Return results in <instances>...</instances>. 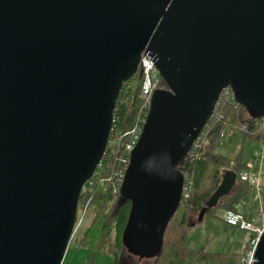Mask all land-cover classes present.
Masks as SVG:
<instances>
[{
  "label": "water",
  "instance_id": "obj_1",
  "mask_svg": "<svg viewBox=\"0 0 264 264\" xmlns=\"http://www.w3.org/2000/svg\"><path fill=\"white\" fill-rule=\"evenodd\" d=\"M144 53L168 89L153 96L120 193L132 203L126 246L154 257L182 204L176 167L221 92L264 118V0H0V264H63Z\"/></svg>",
  "mask_w": 264,
  "mask_h": 264
},
{
  "label": "trees",
  "instance_id": "obj_2",
  "mask_svg": "<svg viewBox=\"0 0 264 264\" xmlns=\"http://www.w3.org/2000/svg\"><path fill=\"white\" fill-rule=\"evenodd\" d=\"M143 80L139 71L121 89L114 111V128L117 129L119 136L127 133L135 121L141 104ZM159 89H168L162 78ZM227 130L241 133L245 141L254 140L261 143L264 141V118L256 117L249 108L234 104L229 99H226L222 105L221 117H211L195 142L192 149L193 156H188L176 167L192 177L193 190L189 199L181 204L169 223L163 237L161 251L157 256L141 257L131 252L126 246L123 237L132 203L124 199L121 193L117 195L98 193L92 201L95 211L91 223L82 235L75 239H80L79 244L95 254L111 255L114 264L226 263L230 257L238 256L211 253L203 247L191 249L187 245L189 225L198 222L201 212L206 208H208L206 215L222 218L227 213H237V207L243 203V214L251 221L249 214L257 200V193L253 186L240 179L241 173L249 171L248 165L243 161V152L240 151L234 156H225L219 151V145L223 141L221 136L225 134L226 137ZM113 136L112 132L111 141ZM122 151L121 147L113 148L109 145L102 158V166L98 167L94 176L101 169H104L105 174L108 175L116 169L122 157ZM230 173H234L236 179L232 182V188L228 190L225 189L228 185L224 187V182ZM222 189L223 192L220 193ZM217 195V200L209 207ZM262 199V208L257 212L256 224L264 221V194Z\"/></svg>",
  "mask_w": 264,
  "mask_h": 264
},
{
  "label": "built area",
  "instance_id": "obj_3",
  "mask_svg": "<svg viewBox=\"0 0 264 264\" xmlns=\"http://www.w3.org/2000/svg\"><path fill=\"white\" fill-rule=\"evenodd\" d=\"M139 71L144 80L140 94L141 104L138 108L135 121L127 133L119 136V133L116 132L117 129L114 128L115 120L113 119L111 133L113 132L114 136L112 141L109 139L108 143V146L111 145L113 148L121 147L123 149L122 157L116 169H114L109 175L105 174L104 169H101V171H99L96 176L93 175V177L84 185L81 193L82 198L80 196L78 204L77 217L71 241L80 237L83 231L89 226L86 225L90 219L92 220V216L95 211L92 201L98 193H111L113 195H117L121 192V187L131 162L132 152L140 141L144 125L151 109L153 96L155 92L159 90V85L162 78L159 70L157 69L155 60L146 53H144L141 57ZM223 91V94H220L217 100L214 112L211 117H221V108L226 99H229L233 101L234 104L239 105L235 99L234 92L231 87H227ZM221 138L224 139L225 134H223ZM261 144L264 148V141L261 142ZM192 149L188 154L190 157L193 156ZM254 163L255 164L252 165H257L259 172H243L240 174V179L241 181L253 186L256 190L257 196L259 197L261 196L264 189V157L261 159V161L256 160ZM99 166H102L101 162L99 163L98 167ZM184 176L185 181L183 186L182 203L189 199L193 190L192 177L187 174H184ZM243 205L244 204L241 203L237 207V213H227L225 215V219L228 225L250 233V238L246 245L245 252L241 255L239 261L236 264H256L257 250L264 235V222L256 224L254 221H249L246 219L243 214Z\"/></svg>",
  "mask_w": 264,
  "mask_h": 264
},
{
  "label": "rangeland",
  "instance_id": "obj_4",
  "mask_svg": "<svg viewBox=\"0 0 264 264\" xmlns=\"http://www.w3.org/2000/svg\"><path fill=\"white\" fill-rule=\"evenodd\" d=\"M219 151L225 156H234L242 151L243 161L248 166L255 164L256 160L261 161L264 157V148L260 142L254 140L245 141L241 133L231 130L226 131V137L219 145ZM255 167L258 166L255 165ZM261 199V196H257V200L253 205V213L250 215L251 219L257 218L256 214L261 209ZM220 219V216L215 217L208 214L202 224L193 227L187 235L188 247L191 249L203 247L207 251L212 248L229 253L243 254L249 241L250 233L223 226ZM90 223L91 219L86 226L90 225ZM79 240L75 239L70 242L63 264H114V259L111 255L105 253L95 254L83 248L79 244Z\"/></svg>",
  "mask_w": 264,
  "mask_h": 264
},
{
  "label": "crops",
  "instance_id": "obj_5",
  "mask_svg": "<svg viewBox=\"0 0 264 264\" xmlns=\"http://www.w3.org/2000/svg\"><path fill=\"white\" fill-rule=\"evenodd\" d=\"M249 167V171H246V172H252V173H258L259 171V168L258 167H255V165H252V166H248ZM256 168V169H255ZM256 171V172H255ZM263 194H264V189H263V192H262V194H261V198L263 197ZM262 200L263 199H261V208H262ZM253 213V207H252V211L250 212V214H249V219L251 220V221H254L255 222V220L257 219V218H255V219H251L250 218V215ZM257 215V214H256ZM207 216V215H206ZM205 216V217H206ZM223 216V215H222ZM256 217H258V216H256ZM221 218V217H220ZM205 219V218H204ZM221 223H222V225L223 226H226V227H228V228H230V229H235V230H239V229H237V228H235V227H232V226H230V225H228L227 224V222H226V219H225V217L223 216L221 219ZM262 222H264V221H262ZM261 222V223H262ZM196 225H199V223L198 222H196V223H191L190 225H189V231L193 228V227H195ZM208 252H211V253H226V254H236V255H238V256H235V257H230L229 258V260H228V262H226V263H222V262H210L211 264H236L238 261H239V259H240V257H241V255H242V253H240V254H237V253H229V252H226V251H220V250H214V249H212V248H210L209 250H208ZM65 264V263H64ZM209 264V263H208Z\"/></svg>",
  "mask_w": 264,
  "mask_h": 264
}]
</instances>
